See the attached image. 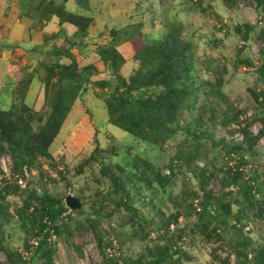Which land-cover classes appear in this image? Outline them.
Returning a JSON list of instances; mask_svg holds the SVG:
<instances>
[{"label": "rangeland", "instance_id": "374dc122", "mask_svg": "<svg viewBox=\"0 0 264 264\" xmlns=\"http://www.w3.org/2000/svg\"><path fill=\"white\" fill-rule=\"evenodd\" d=\"M91 3L94 8L92 12L81 9L75 0H70L67 4L68 11L95 18L88 39L90 49L86 55L90 56L89 62H96L98 67L103 69V65L96 61L99 57V47L117 44L128 58V63L123 66L121 74L129 75L138 64L133 59L136 54L135 48L131 43L124 41V31L129 24L141 22L140 14L149 6L151 0H92ZM26 7H32L31 0H0V24L5 27L0 26L2 28L0 40L6 38L11 42V24L20 18V13ZM155 7L160 12L162 8L168 9L169 19L176 26L182 27L183 37L194 42L197 57L214 59L221 68H226L222 75L224 80L222 90L232 108L226 116L232 118L234 113H237L239 114L237 120L222 125L221 114L228 111V104L216 106L218 118L215 121H207L213 139L203 144L198 158L191 161L194 156V145L186 132H180L167 143L163 151L138 144L129 139L131 136L127 133L108 123L109 116L104 101L98 99L97 95L101 91L94 93L93 87H90L88 94L84 99L77 100L76 107L74 106L68 115L62 139L51 148L54 160L42 159V171L40 169L28 171L26 188H19L15 195L0 198V264L46 262L35 254L37 250L32 256L24 254L29 250L33 239L38 238L36 233L40 226L39 221L32 218L33 208L37 206V201L34 200L31 202L32 208L26 211V216L31 219V222H28L29 228L34 227L35 231L28 234L21 227L20 211L24 210L32 193L37 197L50 195L65 205L66 198L73 196L79 198L83 205L80 211L73 212L68 209L58 223L61 233L49 239L48 247L54 250L53 264H105L109 258L105 250L114 243L120 253L119 257L113 258L114 264H133L142 257L147 258L149 249L162 243L161 240H150L149 232L165 227L169 217L177 212L181 214L177 222L179 233L185 230L187 241L181 244L174 238L167 239L171 242L172 258L165 264H225L227 261L228 264H238L235 250L242 249V244L246 242H249V246L243 250L247 255V264H255L259 252L264 249V216L258 217L256 212H249L242 222L244 227L240 230L242 233L233 229L234 224L239 222L229 218L227 229L225 231L220 229L218 234L221 239H218L217 236L210 235L211 230L207 234L201 233L198 227L200 215L195 213L193 198L190 196L191 192L199 196L202 194L198 181L193 173L191 174L194 170L199 171L202 168L199 164L204 165V168L208 166L210 172L218 174V177L211 181L209 189L216 194L219 188L221 190L220 168L235 166L232 158L237 161L240 159L239 155L227 154V150L220 143L225 140L231 146L241 149V154L249 162V174L251 176L256 172L259 174L261 191L257 193V198L264 200V108L256 103L252 95L253 92L257 94L264 92V81L257 73V69L264 62L262 53L264 42L259 37L264 29V0H239L233 9H229L224 0H170L167 4L164 0H156ZM6 17L10 19L7 20ZM151 18L147 15L143 20L146 23V31L151 29ZM157 19V23L163 20ZM112 29L119 32L115 39L110 35ZM41 32L40 30L32 32L34 40L29 50L43 43V35L39 37ZM4 59L11 63V54L5 58L0 51L1 92L6 80L10 79L6 73L9 72L11 64L7 67ZM243 61H250L252 65L239 64ZM23 64L30 63L26 60ZM204 77L202 74L201 78ZM210 79L215 80L213 75H210ZM200 82L201 80L198 83ZM33 84L26 103L39 112H46L43 87L39 81ZM205 99L203 96L198 106H202ZM85 106L91 111L92 119L86 113ZM208 112L209 108L206 107L205 119H208ZM96 128L99 131L98 135ZM244 130L248 132L249 138H257L252 149ZM95 137L102 148L114 147L118 152L115 156L107 155L108 164L125 166L126 162H130L125 175L134 181L128 184V188L133 190L135 211L132 214L117 209L111 201L109 193L113 189L112 184L108 178L101 175V166L96 163L86 165L87 159L96 147ZM133 156L155 164L162 173L170 170L172 175L174 174L171 185L163 190L157 184L148 186L137 181L131 166ZM5 164L13 168L9 156L4 157L0 166ZM228 190L229 188L226 189L227 193ZM140 196L147 198L148 201H140L142 198L138 199ZM101 204L104 207L102 213H99ZM237 209V206L234 207V212ZM89 221L98 222L102 246L90 229ZM214 226L213 224L211 228ZM10 255L15 256L14 262L10 260Z\"/></svg>", "mask_w": 264, "mask_h": 264}, {"label": "trees", "instance_id": "16d2710c", "mask_svg": "<svg viewBox=\"0 0 264 264\" xmlns=\"http://www.w3.org/2000/svg\"><path fill=\"white\" fill-rule=\"evenodd\" d=\"M31 1L32 7L27 9L35 27L43 29L47 23L58 19L61 27L70 25L75 28V32L71 37L64 38V30L46 35L40 46L25 50L29 61H35L36 66L29 73L27 71L29 66L21 68L17 85L13 90L11 108L5 110L0 107V158L9 156L15 173L23 174L24 170L42 171V159L54 160L50 151L51 146L77 100L84 99L90 87L101 91L96 93L105 103L109 116L108 123L127 133L138 144L163 151L167 143L180 132H186L194 145V156L191 161L198 158L202 145L213 139L207 121H215L218 118L216 106L228 104V111L221 114L222 125L237 120L239 115L237 113H234L232 118L226 116L232 110L222 90L224 85L222 75L226 68H221L214 59L197 57V49L192 39L183 37L182 27L176 26L169 19L168 9L162 8L160 12L155 7L156 0H151L149 6L142 11L141 22L130 24L125 28L124 41L132 42L136 46L137 53L133 59L138 64L127 76H123L121 70L128 63V59L117 44L99 47V57L104 65V71H100L94 64L81 66L72 53L76 48L79 50L87 48L90 29L95 22L93 16L68 11L67 4L70 0ZM224 1L229 9H233L239 0ZM75 2L85 11H94L92 0H75ZM164 2L167 4L170 0ZM147 15L152 17L149 31H146V23L143 22ZM157 18L163 20L157 23ZM118 34L119 32L113 29L112 39ZM240 34L243 35L242 32ZM259 37L264 42V29ZM61 40H63L62 44ZM17 47L0 44V51ZM262 53L264 55V50ZM241 63L252 65L250 61L239 62ZM257 73L264 81V62L257 69ZM202 74L205 75L204 79L201 78ZM210 75L214 76V81L210 79ZM36 81H39L43 87L44 108L48 112H39L26 103L30 87ZM252 95L256 103L264 108V100L260 102V99L264 98V92L258 94L253 92ZM203 96L206 97L205 102L202 106H198ZM206 107L209 108L208 119L204 116ZM86 113L92 119V113L87 108ZM35 124L38 126L36 127ZM244 133L252 149L257 138H249L246 130ZM98 134L97 129L96 135ZM220 143L223 144L228 155H239V161L232 158L236 163L235 166L220 168L221 190L219 188L217 194L209 187L218 174L210 172L208 166L191 172L198 181L202 194L199 196L191 192L190 196L193 199H201L202 212L198 213L200 215L198 227L201 233L207 234L211 230L210 235H215L218 239H221L218 234L220 229L224 231L227 229L229 218L237 220L242 225L246 215L251 211L256 212L258 217L264 216V200L257 198V193L261 191L259 174L256 172L249 180H244L243 173L237 168L248 166L249 162L241 154V149L231 146L225 140ZM95 144L96 147L87 159L86 165L96 163L101 166V175L108 178L112 184L113 189L109 193L111 201L117 209L132 214L135 211L133 190L128 188V184L134 181L125 175L130 162H126L125 166L108 164L107 155H117L116 148H102L98 138L95 139ZM132 159L131 166L137 181L148 186L157 184L163 190L171 185L174 177L172 172L170 176H163L155 164L140 157L133 156ZM232 185L238 186V191L227 193L226 189ZM19 190V186L14 184L5 186L0 191V198L15 195ZM34 200L37 201V206L33 208L32 218L40 223L36 236L41 238L35 254L45 259L44 264H53L54 250L48 247V241L53 235L61 233L58 223L68 208L50 195L37 197L32 193L24 210L20 211L21 227L28 234L35 231L34 227L29 228L28 222H31V219L26 216V211L32 208L31 202ZM236 206L238 209L234 212ZM103 207L101 204L99 213H102ZM180 217V212L170 216L165 226L173 222L177 223ZM89 223L90 229L102 246L98 222L89 221ZM213 224L215 226L211 228ZM243 228L242 225V228L238 229L235 226L233 229L242 233L240 230ZM184 231L181 230V236L186 235ZM161 241L162 243L149 249L147 258L142 257L133 264H165L172 258V247L170 241ZM248 246L249 242H246L242 244V249L235 250L238 264H247V255L243 249ZM14 259L15 256L10 255V260L14 262ZM114 263L113 260L105 262V264ZM225 264H228V261ZM255 264H264V249L259 252Z\"/></svg>", "mask_w": 264, "mask_h": 264}, {"label": "crops", "instance_id": "0c3cea01", "mask_svg": "<svg viewBox=\"0 0 264 264\" xmlns=\"http://www.w3.org/2000/svg\"><path fill=\"white\" fill-rule=\"evenodd\" d=\"M26 9H27V7L25 8V10H23L22 13H20V18L17 19L15 22H13L11 24V42L9 40H7L6 38L3 39L5 41L0 40V44L1 45L14 46V47L18 46L17 48L9 50V51H7V50L1 51L5 58H7V56L9 54H11V63L10 62L8 63V61L6 59L3 60L5 62V65H6V62H7V67H9L10 64H11V67L8 70L9 72L6 73L7 78L10 77V79L6 80V85L4 86L3 91L1 92V90H0V94H1L0 95V107H2L5 110H9L11 108V106H12V94H13V90L15 89V87L17 85V80L19 78V74L18 73L21 70V68H23V67L25 68V67L29 66L30 68H28L27 71H32L35 68V66H36V62L34 61L35 64H33V61H29V59L27 57V54H25V51H24V50H27V49L29 50V47L31 48V46H32V42H33L32 40H34L33 37H32V32H37L39 30L42 31L41 34H39V37H40V35L41 36L43 35V39H44V37L46 35L49 36V35L58 33L60 30H64L63 38L65 36L71 37L74 34V32H75V28L70 26V25H64L63 27H61L59 25L58 19H53L51 22L47 23L46 26L43 29L37 28V27L34 26V22L31 21L32 19L28 15V9L27 10ZM74 13H76V12H74ZM77 14H79V13H77ZM81 15H83V14H81ZM5 19L9 20L10 18L6 17ZM3 21H5V20H3ZM0 26L4 27L1 24H0ZM1 27H0V37H1V29H2ZM53 27H55L56 29L52 30L51 28H53ZM112 30H111V32H112ZM6 31H8V30H6ZM110 35H111V33H110ZM62 41L63 40L60 41L61 44H62ZM126 43H131L133 45V47L135 48V50H136V46L134 45V43H132V42H126ZM88 49H90L89 45L87 46V48H85V50H79V49L76 48V49H74L72 51V53L75 55L77 61L81 64V66L94 64L95 66L98 67V65H97L98 63H96V62L95 63H90L89 62L90 56L86 55L88 53V51H89ZM20 50H22V51L19 52ZM6 52H8V53H6ZM76 52H78L79 54H76ZM136 53H137V51H136ZM20 55H23V56H20ZM15 56L20 57V58H18L19 60L16 59ZM21 57H24V58L22 59ZM81 58L83 60H81ZM26 60L30 64L24 65L23 63H25ZM3 61H1V67L3 65L2 64ZM96 61H99L100 65L101 64L103 65V63L100 61V57H98L96 59ZM98 69L100 71H104V65H103V69H100L99 67H98ZM33 85L34 84H32V86L30 87V91L33 89ZM30 91H29V94L27 95V99H29V96L31 94ZM97 91L98 90H94L93 92L96 93ZM98 99H101V98H98ZM101 100L103 101V99H101ZM75 107H76V105H75ZM64 125H66V122H65ZM63 129H64V126H63L60 134L58 135L57 139L55 140V142L53 144H55L56 142H60V139H62ZM129 139H132V141H133L132 137L129 138ZM52 146H51V148H52ZM51 153H52V155L54 157V152L51 151ZM4 157H6V156H4ZM4 157L0 158V161H2Z\"/></svg>", "mask_w": 264, "mask_h": 264}, {"label": "built area", "instance_id": "2783aa9c", "mask_svg": "<svg viewBox=\"0 0 264 264\" xmlns=\"http://www.w3.org/2000/svg\"><path fill=\"white\" fill-rule=\"evenodd\" d=\"M260 101H263V99H260ZM4 160V158H3ZM2 161H0L1 163ZM4 162V161H3ZM200 167H202L201 169L204 168V165L199 164ZM249 166H241L239 168H237L239 171H241L244 175V180H249V178L251 177V175L249 174ZM234 171H236V169H234ZM163 176H170L171 175V171L170 170H166V173H162ZM29 178V174H28V170H24L23 174H17L14 172L13 168H11V166L9 165H3L0 166V191L2 190V188H4L5 186H9V185H17L19 186L20 189H24L26 188V184H27V180ZM238 186L236 185H232L229 188V192H234L236 193L238 191ZM142 202L148 201L147 198H143L141 200ZM201 199L200 198H195L192 201V205L194 208V211L196 214L201 213L202 212V207H201ZM237 228H242V225L240 223H235L234 224ZM179 226L177 223H171L169 226H165V227H159L156 228L154 230H151L149 232V239L152 241H160V240H169L171 238H174L176 240V242L180 241L181 244H184L187 241V237L186 235L181 236V234L179 233ZM249 230V228H247ZM39 238H34L31 246L29 248V250H27L24 254L26 256H32L34 255V253L36 252V250L39 247V243H40ZM106 254L109 256V258H107L108 260H113L114 257H119L120 253L118 252V247L116 246V243H114L113 246H111L110 248L105 250Z\"/></svg>", "mask_w": 264, "mask_h": 264}, {"label": "water", "instance_id": "95a60500", "mask_svg": "<svg viewBox=\"0 0 264 264\" xmlns=\"http://www.w3.org/2000/svg\"><path fill=\"white\" fill-rule=\"evenodd\" d=\"M65 203L66 207L73 212L80 211L83 207L81 200L73 196L67 197Z\"/></svg>", "mask_w": 264, "mask_h": 264}]
</instances>
